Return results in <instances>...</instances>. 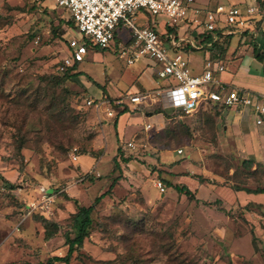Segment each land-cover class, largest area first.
Listing matches in <instances>:
<instances>
[{"label":"rangeland","instance_id":"374dc122","mask_svg":"<svg viewBox=\"0 0 264 264\" xmlns=\"http://www.w3.org/2000/svg\"><path fill=\"white\" fill-rule=\"evenodd\" d=\"M263 1L257 0L260 10ZM242 2L230 0L246 8ZM70 19L56 0H0V175L14 186L8 188L0 178V264L65 256V234H74L73 200L88 207L103 194L90 237L71 264H264V200L250 204L231 191L233 185L264 186V165L251 177L233 141L227 116L242 113L207 108L186 114L152 102L148 112H161L163 125L158 128L156 115L149 118L136 109L126 117L124 141L115 143L111 129L117 120L102 128L104 122L86 100L101 94L119 97L132 85L164 87L150 72L157 73L161 65L154 60L129 65L121 52L131 33L119 27L108 48L90 47L78 67L81 76L101 84L106 93L91 84L85 87L81 78L56 85L62 76L58 68L70 54L68 41L80 37L67 23ZM137 23L161 34L168 28L165 16L144 12ZM230 56L231 61L236 51ZM204 58L200 52L190 57L196 72ZM148 123L153 129L146 132ZM129 142L134 148H126ZM75 149L76 154L83 149L101 153L75 161ZM199 177L222 191L214 195L206 183L195 189L191 181L200 182ZM154 181L165 185L164 195ZM183 182L197 201L175 190ZM37 216L60 225L53 240L44 241Z\"/></svg>","mask_w":264,"mask_h":264},{"label":"built area","instance_id":"2783aa9c","mask_svg":"<svg viewBox=\"0 0 264 264\" xmlns=\"http://www.w3.org/2000/svg\"><path fill=\"white\" fill-rule=\"evenodd\" d=\"M56 5L70 13L80 36L68 41L70 54L59 67L61 72L85 60L89 52L86 40L94 47L106 49L116 39L119 27L131 33V42L121 52V57L129 65L145 60H154L161 65L154 75L165 82L164 87L131 90L112 99L86 100L87 106L96 114L103 110L108 117H113L117 109L148 106L158 101L186 114L220 106L230 109L247 107L257 114V124H264V97L223 81L226 64L219 50L209 52L200 73L193 71L185 53L186 48L205 51L210 46L206 42L208 36L211 43H215L221 37L249 30L256 8L218 4L203 12L196 0H56ZM140 12L149 16H165L166 32L161 34L150 24L139 26ZM150 129L151 125L145 127L146 131ZM127 146L134 148L132 142ZM75 152L77 149L73 153L77 161L79 155ZM154 185L161 193L166 191L161 181Z\"/></svg>","mask_w":264,"mask_h":264},{"label":"crops","instance_id":"0c3cea01","mask_svg":"<svg viewBox=\"0 0 264 264\" xmlns=\"http://www.w3.org/2000/svg\"><path fill=\"white\" fill-rule=\"evenodd\" d=\"M221 1L222 0H196V4H197V6H200L204 12L207 9L215 8L218 4H222ZM226 1L228 4H224V5H235V4H231L230 0H226ZM248 3H250V4H248ZM242 4H247L246 8H249V7L256 8V14L253 16L252 21L250 22L248 35H246L243 38L242 47H240L238 50H236V56L235 57L237 59L235 57H233V59H231V61H229L228 64H226V72L222 74V79L225 83H227L233 87L244 89V90H247V91H249L255 95H259V96L264 97V65H263L264 61H259L258 59L255 58L254 47H255L256 43H252L253 40H254V42L255 41L257 42V40L262 42L261 37H264V6H263V9L260 10V8H258L257 0H243ZM236 6H241V5L236 4ZM202 17L204 18V13H203ZM248 38H251L252 40H249ZM260 44H262V43H259V45H258L259 47L261 46ZM199 52L203 53L205 55L204 60L210 55L209 53L204 52V51H195V52H191L188 55V59H190V57L192 58V56L196 55ZM234 53L235 52H233V54ZM244 56H247L248 59L243 60L242 58H244ZM189 62H190V60H189ZM190 65H191V63H190ZM146 67L148 69L149 66L146 65ZM143 70H145V69H143ZM193 71L195 73H200L202 70L200 72H196L193 69ZM150 72H151V77L152 78L155 77L154 72L153 71H150ZM80 78L84 80V86L85 87H87V88L90 87L89 86L90 84L92 86H95L92 84L91 81H89L84 76H79L75 79H80ZM99 85L102 86L101 84H99ZM140 86L142 88L141 87L137 88L134 85H132L130 88L124 89L125 91L124 90L123 91L125 93H127L128 91L136 90V89H139V90L143 89V91H144V90H154L157 88H161L160 86L159 87L158 86L157 87L156 86L155 87H151V86L149 87L148 86L147 88H145L142 85H140ZM121 91H115V93L116 92L120 93ZM109 93L113 94L112 92H110V89H109ZM104 98H106V96L101 94L100 97L96 98L95 100L104 99ZM110 98L112 99L113 97L111 96ZM114 98H117V97H114ZM263 102H264V99H263ZM156 103H158V101ZM163 104H164L165 108H168V107H166L165 103H163ZM146 108H147L146 106L145 107L141 106V107H137V108L131 107L129 109V111L124 113L123 115H120V113H119L122 109H117L115 116H113V117H108L107 114L105 113V111L101 110L100 113L97 114V117H98L100 123L104 122V125H102V128H104V126L107 123H110L113 119L117 120L115 122V126H113V128L111 129V131H112L111 133H113V130L115 131L114 140L116 143L119 139L124 141L125 135L128 132V124H127L128 121L127 122L125 121L126 117L129 113L134 112L136 109L142 110L141 111L142 114L144 113L149 118H152L153 116L156 115L157 116L156 119L158 118V122H159L158 128L163 125L164 115L161 114V112L158 114L155 112H150V111L148 112V108L147 109ZM230 110L233 113L234 112L242 113V116H238V115L233 114L232 117H229V115H230V113H229L227 116V119L229 121H231V128H230L231 134L233 136H235V138L233 137V141H235L234 143L237 145V148L241 151V155L244 157V160H250V161L254 162L255 164H263L264 165V124L258 125L257 124V119H258L257 114L247 107L240 106L238 108H232ZM135 113H137V112H135ZM103 114L106 116L104 119L102 118ZM121 120H123L124 123H123V121L120 123ZM147 125H151V129H153L152 124L148 123ZM144 131H146L145 128H144ZM146 132H148V131H146ZM134 133H132V134H134ZM122 138H124V139H122ZM84 156L90 157L89 155H84ZM82 157L83 156H79L78 159L80 160V158H82ZM90 158H92V157H90ZM92 159H95V158H92ZM88 165H91V163L88 162ZM84 167H86V165H84ZM191 182L194 184V186L196 185L195 189H204L206 187V185L201 184L198 181L193 180ZM210 182H212V184H213L212 180H210ZM154 183H155V181H154ZM207 184L209 185V183H207ZM183 185H185L189 188V186H188L189 184L187 185L185 182H183ZM209 186L214 187L211 190L212 193H214V195H215V193L219 194V192L222 191L221 188H217L216 186H213V185H209ZM229 190H231V189H229ZM231 191L234 192L235 196H237L239 198L241 197L243 199L244 198L247 199L248 203H250V204L253 203L255 205H261L262 200H264V194H258V195L248 194L247 192L235 191L233 189Z\"/></svg>","mask_w":264,"mask_h":264},{"label":"trees","instance_id":"16d2710c","mask_svg":"<svg viewBox=\"0 0 264 264\" xmlns=\"http://www.w3.org/2000/svg\"><path fill=\"white\" fill-rule=\"evenodd\" d=\"M67 23L76 30V25L72 19H70ZM248 32H249V30H246V31H244V33L234 34V35L227 36V37H221L215 43H211L210 36H208L206 38V42H208L210 44V46L204 52L209 53L210 51L219 50L222 60H224L225 64H228V62L230 61V58H231V56L229 57L230 52L233 54V52H235L237 49H239L241 47V45L243 43V38L246 35H248ZM234 39H236V41H235L234 47H232ZM261 39H262V42H260L259 40H257V42L256 41L254 42V40H253L252 43L257 44V45L255 44V47H254L255 58L258 59L259 61H264V37H261ZM85 42L89 48L92 47V48L98 49V47L92 46L88 40H86ZM259 43H262V44H260L261 45L260 47L258 46ZM189 51L195 52V50H192L190 48L185 49V53L187 55H189ZM79 64L80 63H76L74 66L69 67L67 70L62 72L61 73L62 76H59L56 79V83H57L56 85H60L64 81L75 79L78 76H81L82 73L78 72ZM89 81H91L92 84L95 85L96 87L103 89V91L106 93L105 88L103 86H100L99 84L95 83L94 81H92V79L91 80L89 79ZM141 90L143 91V89H141ZM105 96H106V98H110V96H107L106 94H105ZM141 106H143V105H141ZM141 106H139V107H141ZM143 107H145V106H143ZM222 109H229L230 110V108L226 107V106H220V107L216 108V110H222ZM128 111H129V108H125V109L121 110L119 113H120V115H123L124 113H126ZM182 113H184V112H182ZM23 147H24V142L21 141L20 145L18 147L19 152H21ZM126 148L128 149V146H126ZM99 153H101V151H88L87 149H83L79 152L78 155L79 156L89 155L92 158H96L99 155ZM130 160H131V158L129 157V158L125 159L124 161L126 163H129ZM20 161H21V170H23L24 167H22V166L24 165V156L20 157ZM115 163H116V167H119V163L118 162H115ZM242 166L250 172L251 177H255L257 175L258 170L263 168L262 164H255L254 162H252L250 160H244L242 163ZM0 178L3 180V183H5V185L8 188H10V189L14 188L13 184L9 180L5 179L1 175H0ZM206 179L207 178H200L199 177V181L201 184H205V183L207 184L210 182V180H206ZM256 183H259V181H257ZM174 188L178 193L185 195L188 199L197 201L195 194L187 186L179 184V185H176ZM232 189L235 191H244V192H247L248 194H255V195L264 194V186H260V185H257V187H255V188H251V187L247 186V184L244 187H241L239 185H233ZM105 196H106V194H103V195L97 197L95 199L94 203L88 207L80 205L79 202H77V200H73V202L77 208L76 213L73 214V216L70 220V222H71L70 224H71V227L74 231V234H71L70 232H67L65 234V241H66L65 245L68 247V250H67V253L65 256H54L53 255V256H49L48 259H46L45 261H41V262H37V263L31 262V261H23L20 264H71V259L73 258V254L75 252L83 249L85 240L90 237L91 228L94 224L93 215L96 212V206L100 203L101 199H103ZM65 197L68 200H70L69 197H67V196H65ZM35 220L41 224V226L44 230V241L45 242H49V241L53 240L60 231V225L50 218H47L45 216H37V217H35ZM254 241L256 242V239H254Z\"/></svg>","mask_w":264,"mask_h":264}]
</instances>
